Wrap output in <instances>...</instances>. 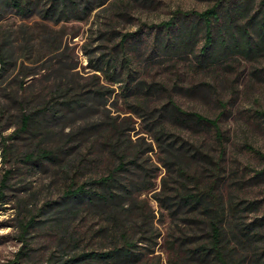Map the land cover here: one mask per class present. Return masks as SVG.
<instances>
[{"label":"rangeland","instance_id":"rangeland-1","mask_svg":"<svg viewBox=\"0 0 264 264\" xmlns=\"http://www.w3.org/2000/svg\"><path fill=\"white\" fill-rule=\"evenodd\" d=\"M89 1L90 6L87 0H79L80 13L69 18L48 11L52 0H39V6L25 16L16 9L1 12L0 45L6 42L12 64L4 69L0 62V264L17 261L23 246L20 224L26 216L41 222L27 236L31 241L27 261L31 264H64L69 261L72 264H97L90 259L76 261V258L111 250L112 242L119 238L111 237L112 230L104 233V229L110 226L108 216L100 214L96 207L76 201L69 191L107 175L113 160L103 141L92 143L93 134L86 146L81 148L79 142L88 136L91 124L106 126L108 120L103 117L109 114L127 119L132 117L130 133L133 139L145 137L146 142H153L145 120L134 113L136 102H146L143 98L149 99L152 109L160 111L173 97L185 111L219 118L225 132L223 143L217 141L210 129L196 131L206 138L216 157L225 150L221 176L225 195L232 191L235 201L244 209L246 223H262L264 239V177L257 178V173L264 170V118L258 114L264 112V53L251 59L231 58L227 65L213 69L198 65L193 55H168L161 50L158 44L160 35L164 34L161 26L173 19L178 11L205 12L219 0ZM100 1L106 5L99 7ZM261 1L257 0V3ZM86 7L89 9L84 14L82 10ZM128 34L136 35L137 43L129 42L124 46L122 43ZM48 38H56L54 46L48 44ZM203 42L200 38L198 47ZM59 46L63 50V55H59L62 61L52 54ZM111 57L118 60L119 71L123 59L129 58L132 80L145 85L157 84L154 92L147 97V91L133 92L126 100L123 92L129 70L126 67L119 76V84L111 85L102 76L103 82L114 89L115 94L100 112L95 108L64 117L55 121L58 125L53 126L55 129L51 134L43 133L38 138L17 132L23 114L18 102L26 96L25 93L44 97L52 91L60 75L88 85L96 74H102L96 71L98 60ZM16 95L20 98L15 99ZM35 105L29 103L27 111L34 112ZM162 124L171 129L168 135L171 140L177 135L185 140H195L196 134L191 130L173 129L168 117H163ZM84 129L87 132L76 137L77 130ZM67 133L72 136L67 137ZM61 143L68 144L71 151L42 161L28 162L25 159L36 145L41 150L50 151L58 150ZM152 144L154 152L150 156L155 168L151 164L148 167L151 171L156 169L151 176L154 177L153 189L159 191L166 171L159 162L162 157L160 149ZM84 156L86 159L82 161ZM231 173L235 177L232 178ZM5 176L9 179L4 186ZM140 176L138 172L124 175L135 182L137 188L144 189L148 184H144ZM132 192H135L133 198L147 201L145 215L155 218L156 234V237L149 235L153 240L151 243L147 240L139 242L137 239L141 234L130 230L127 218H123L119 232L127 230L136 239L137 251L147 254L140 263L134 264H173L176 254L167 242L179 236L176 230L184 226L177 223L185 218L181 216L174 220L149 191L139 193L133 189ZM68 203H75L77 210L65 211L64 206ZM188 231L190 229L185 233ZM67 240L78 242L66 246ZM61 241L65 244L63 248L59 246ZM53 253L55 258L50 261Z\"/></svg>","mask_w":264,"mask_h":264},{"label":"trees","instance_id":"trees-1","mask_svg":"<svg viewBox=\"0 0 264 264\" xmlns=\"http://www.w3.org/2000/svg\"><path fill=\"white\" fill-rule=\"evenodd\" d=\"M38 1L0 0V15L8 9H16L15 11L23 16L28 15L39 6ZM87 1L90 6L91 2ZM78 2L79 0H52L48 11L69 18L70 15L80 13ZM105 5V2L100 1L99 7ZM60 6H63L61 10ZM88 9L86 7L82 12L85 14ZM161 28L164 34L160 35L158 44L164 53L186 57L193 55L198 65L216 69L219 65H227L231 58L251 59L264 53V0L260 3H257V0H219L212 9L205 12L190 14L178 11L175 17ZM174 31L176 32L172 34ZM134 38L137 40L136 35L128 34L122 44L125 46L129 42L137 43ZM200 38H203L204 42L198 47ZM3 42L0 45V62L6 69L12 64V56L6 49V42ZM47 42L54 46L56 38H48ZM52 54L58 61H62L59 58L63 55L61 46L55 48ZM117 61L116 57L98 60L96 71L102 74H96L97 76L92 78L94 81L88 85H81L74 78L60 75L57 76L52 91L47 92L44 97L25 93L26 96H22L18 102L23 114L21 127L17 132L32 134L34 138H38L43 133L51 134L55 129L53 126L58 125L55 121L64 117L95 108L100 112L101 107L108 106L110 98L115 94V90L105 84L103 78L107 83H112L111 85L119 84V76L124 73L126 67L129 68L126 73V86L123 85L126 100L133 92L147 91L146 97L154 92L153 88L157 84L145 85L132 80L134 78L129 58L123 59L121 71ZM17 98L20 96L16 95L15 99ZM143 99L146 102H136L134 113L145 120L153 142H146L145 137L133 139L130 133L132 117L127 119L110 114L103 117L108 120L106 126L91 124L88 136L79 142L81 148L86 146L92 134L95 137L91 138L93 144L103 141L110 150L113 166L107 175L83 183L76 190L69 191V194L73 195L76 201H83L90 207L98 208L100 214H106L110 226L104 229V233H110L109 230H112L111 237L119 240L112 242L113 247L109 252L83 254L77 257L76 261L86 258L97 264H134L140 263L144 255L147 256L137 251L138 244L134 241L136 239L130 236L127 230L119 232L125 217L130 224V230L141 234L137 239L139 242L147 240L151 243L153 240L149 235L156 237L155 218L145 215L146 200L133 198L135 192L132 191L135 189L139 193H153V199L174 220L181 216L185 218L184 221L178 218L177 225L184 226L176 230L179 236L167 242L171 251L176 254L173 264H264L262 223H246L241 204L235 201L232 191L225 195V188H222V185H225L221 178L225 150L216 157L206 138L196 131L210 129L214 131L217 141L223 143L225 132L219 124V118L212 119L198 112L185 111L173 97L168 99L160 111L152 109L153 105L148 98ZM31 102L36 104L34 112L27 111ZM158 112L161 113L160 116L157 115ZM258 114L264 118V112ZM163 117H168L173 129L191 130L196 134L195 140H185L180 135L171 140L168 137L171 129L167 125L163 126ZM77 131L76 137H79L82 132L85 134L87 129ZM66 136L70 138L72 135L67 133ZM152 143L160 149L162 157L159 162L166 171L159 191L153 189L154 177L151 176L156 169L151 171L148 167L151 164L150 166L155 168L150 156L154 152ZM66 151H71L66 143H61L58 150L50 151L41 150L36 145L32 152L26 154L25 159L28 162L42 161ZM83 159H86L85 156L82 158V161H85ZM134 172L140 173L142 182L148 184L144 189L137 188L135 182L124 177L126 173ZM231 177H235V174L231 173ZM261 177H264V170L257 173V178ZM8 179L9 176L4 177V186ZM130 200L132 202L128 203ZM77 208L75 203L64 206L65 211L71 212ZM40 224L41 222L29 219L28 216L21 220L20 242L23 246L14 264H31L27 261L28 251L31 249V241L27 240V236L31 229ZM186 229H190V232L185 233ZM77 242L67 240L66 246ZM59 246L63 248L65 244L61 241ZM54 255L55 253L50 256V261L54 260ZM64 264H72V261Z\"/></svg>","mask_w":264,"mask_h":264}]
</instances>
